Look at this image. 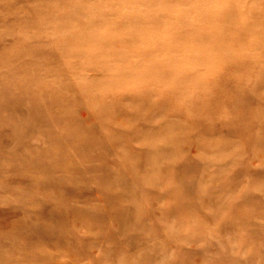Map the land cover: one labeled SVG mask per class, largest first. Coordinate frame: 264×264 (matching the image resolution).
<instances>
[{"label": "rangeland", "instance_id": "374dc122", "mask_svg": "<svg viewBox=\"0 0 264 264\" xmlns=\"http://www.w3.org/2000/svg\"><path fill=\"white\" fill-rule=\"evenodd\" d=\"M0 264H264V0H0Z\"/></svg>", "mask_w": 264, "mask_h": 264}]
</instances>
